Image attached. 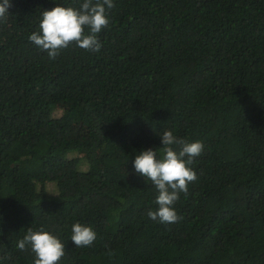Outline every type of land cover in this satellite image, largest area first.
I'll use <instances>...</instances> for the list:
<instances>
[{
    "label": "trees",
    "instance_id": "16d2710c",
    "mask_svg": "<svg viewBox=\"0 0 264 264\" xmlns=\"http://www.w3.org/2000/svg\"><path fill=\"white\" fill-rule=\"evenodd\" d=\"M10 2L0 264H34L17 247L29 227L64 243L58 264H264V0H113L100 51L55 60L29 36L44 10L82 0ZM164 131L204 145L170 224L148 217L158 190L133 165L149 148L162 158ZM75 223L92 246L75 247Z\"/></svg>",
    "mask_w": 264,
    "mask_h": 264
},
{
    "label": "clouds",
    "instance_id": "9594fccd",
    "mask_svg": "<svg viewBox=\"0 0 264 264\" xmlns=\"http://www.w3.org/2000/svg\"><path fill=\"white\" fill-rule=\"evenodd\" d=\"M10 7V0L0 2V23L7 20ZM114 7L113 0H82L79 8L57 4L51 10L42 12L40 31L33 32L29 40L46 51L51 60L72 44L86 51L99 52L102 44L98 34L108 27V12ZM160 138L162 158L158 159L155 149L149 148L136 156L133 165L135 172L150 180L158 190V209L149 210L148 217L160 223H177L182 217L177 214L174 205L180 193L187 194L188 185L197 180V174L190 165L194 158L202 154L204 145L200 141L188 142L172 131H164ZM96 236L90 226L80 223L72 226L71 241L77 248L92 246ZM17 247L22 251L30 248L35 254L34 264H58L65 255L64 243L43 227L35 231L27 228Z\"/></svg>",
    "mask_w": 264,
    "mask_h": 264
},
{
    "label": "rangeland",
    "instance_id": "374dc122",
    "mask_svg": "<svg viewBox=\"0 0 264 264\" xmlns=\"http://www.w3.org/2000/svg\"><path fill=\"white\" fill-rule=\"evenodd\" d=\"M79 126H80V124H79V122H78V123H75V126H74V127L77 128V129H80ZM90 133H91V132H90ZM91 135H92V133H91ZM84 136H85L84 134H81V135H80V140H83V143L85 142V141H84V140H85ZM81 142H82V141H81Z\"/></svg>",
    "mask_w": 264,
    "mask_h": 264
}]
</instances>
